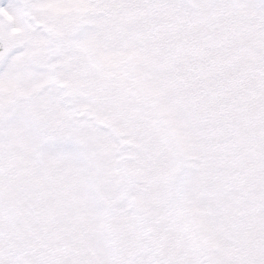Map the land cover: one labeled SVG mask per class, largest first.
Returning <instances> with one entry per match:
<instances>
[{
    "label": "snow or ice",
    "instance_id": "obj_1",
    "mask_svg": "<svg viewBox=\"0 0 264 264\" xmlns=\"http://www.w3.org/2000/svg\"><path fill=\"white\" fill-rule=\"evenodd\" d=\"M0 264H264V0H0Z\"/></svg>",
    "mask_w": 264,
    "mask_h": 264
}]
</instances>
